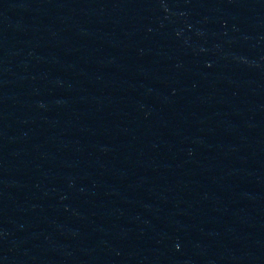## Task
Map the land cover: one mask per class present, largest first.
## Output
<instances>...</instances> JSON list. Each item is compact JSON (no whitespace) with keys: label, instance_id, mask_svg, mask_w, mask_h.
<instances>
[{"label":"water","instance_id":"95a60500","mask_svg":"<svg viewBox=\"0 0 264 264\" xmlns=\"http://www.w3.org/2000/svg\"><path fill=\"white\" fill-rule=\"evenodd\" d=\"M0 264H264V0H0Z\"/></svg>","mask_w":264,"mask_h":264}]
</instances>
